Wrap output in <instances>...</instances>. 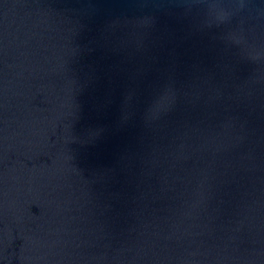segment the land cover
<instances>
[{"label":"water","instance_id":"95a60500","mask_svg":"<svg viewBox=\"0 0 264 264\" xmlns=\"http://www.w3.org/2000/svg\"><path fill=\"white\" fill-rule=\"evenodd\" d=\"M0 264H264V0H0Z\"/></svg>","mask_w":264,"mask_h":264}]
</instances>
